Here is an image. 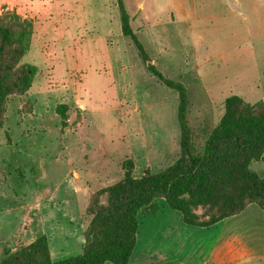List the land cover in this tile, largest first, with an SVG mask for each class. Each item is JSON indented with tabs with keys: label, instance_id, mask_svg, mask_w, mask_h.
Masks as SVG:
<instances>
[{
	"label": "rangeland",
	"instance_id": "obj_1",
	"mask_svg": "<svg viewBox=\"0 0 264 264\" xmlns=\"http://www.w3.org/2000/svg\"><path fill=\"white\" fill-rule=\"evenodd\" d=\"M122 1L144 57L186 88L197 149L226 97L264 100V0ZM6 12L32 25L19 65L33 66L34 74L28 91L8 97L1 116L0 260L40 235L51 259L62 260L82 252L89 198L122 177L125 161L138 177L177 158L178 97L121 35L116 0H0V16ZM58 103L68 107L65 126ZM251 168L264 178V161ZM164 204L158 200V217ZM222 223L220 231L243 237L262 256L249 264H264L257 205Z\"/></svg>",
	"mask_w": 264,
	"mask_h": 264
},
{
	"label": "trees",
	"instance_id": "obj_2",
	"mask_svg": "<svg viewBox=\"0 0 264 264\" xmlns=\"http://www.w3.org/2000/svg\"><path fill=\"white\" fill-rule=\"evenodd\" d=\"M120 31L142 54V46L131 29L122 0H116ZM32 32L30 21L14 12L0 16V124L5 102L11 95L28 91L34 67L19 65ZM146 69L160 83L177 93L179 143L177 158L164 170H144L133 176V165L123 163L122 177L95 191L85 214L89 223L82 252L52 260L45 235L9 252L0 264H128L134 250L139 218L155 215L158 200L180 213L189 226L208 227L241 212L250 204L264 212V178L251 168L264 161V100L250 105L237 95L223 101V113L201 149L193 144L186 121V88L163 76L147 58ZM55 114L66 125L68 107L55 106ZM31 224L27 218L22 226Z\"/></svg>",
	"mask_w": 264,
	"mask_h": 264
},
{
	"label": "crops",
	"instance_id": "obj_3",
	"mask_svg": "<svg viewBox=\"0 0 264 264\" xmlns=\"http://www.w3.org/2000/svg\"><path fill=\"white\" fill-rule=\"evenodd\" d=\"M161 209L164 217L147 214L138 224L128 264H249L262 257L250 251L243 237L220 231L223 220L208 227L189 226L166 204Z\"/></svg>",
	"mask_w": 264,
	"mask_h": 264
}]
</instances>
